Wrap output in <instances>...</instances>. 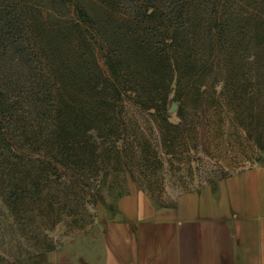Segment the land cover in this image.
<instances>
[{"label":"trees","instance_id":"trees-1","mask_svg":"<svg viewBox=\"0 0 264 264\" xmlns=\"http://www.w3.org/2000/svg\"><path fill=\"white\" fill-rule=\"evenodd\" d=\"M21 1L0 0V122L11 136L0 137V145L13 156L20 157L24 143L11 129L21 100L50 126L41 143L45 153L79 169L88 132L127 131L118 118L127 104L151 115L157 129H169L176 124L165 104L170 96L178 101L182 117L192 78V86L201 87L210 75L219 93L229 87L251 91L249 98L264 92V26L225 4L54 0L72 2L76 18L58 35L46 30L42 9L24 11Z\"/></svg>","mask_w":264,"mask_h":264},{"label":"rangeland","instance_id":"rangeland-1","mask_svg":"<svg viewBox=\"0 0 264 264\" xmlns=\"http://www.w3.org/2000/svg\"><path fill=\"white\" fill-rule=\"evenodd\" d=\"M209 1L250 14L264 26V0ZM21 6L24 11L42 9L46 30L58 35L76 21L72 2L22 0ZM211 79L207 74L201 87L188 80L182 117L178 101L169 97L165 113L176 124L169 129H157L151 115L127 104L118 115L127 131L88 132L90 143L80 149L79 169L59 165L45 153L41 143L50 126L19 101L11 129L24 142L20 157L0 145V264H58L95 249L115 198L133 189L168 205L183 192L264 166V92L249 98L251 91L229 87L219 93ZM2 123L0 137L9 139ZM14 192L15 198L6 202Z\"/></svg>","mask_w":264,"mask_h":264},{"label":"crops","instance_id":"crops-1","mask_svg":"<svg viewBox=\"0 0 264 264\" xmlns=\"http://www.w3.org/2000/svg\"><path fill=\"white\" fill-rule=\"evenodd\" d=\"M98 246L58 264H264V166L160 205L135 189L115 198Z\"/></svg>","mask_w":264,"mask_h":264}]
</instances>
